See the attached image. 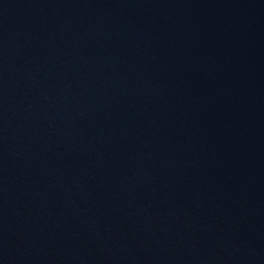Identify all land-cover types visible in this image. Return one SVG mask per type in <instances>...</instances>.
<instances>
[{
    "label": "water",
    "instance_id": "1",
    "mask_svg": "<svg viewBox=\"0 0 264 264\" xmlns=\"http://www.w3.org/2000/svg\"><path fill=\"white\" fill-rule=\"evenodd\" d=\"M0 264H264V0H0Z\"/></svg>",
    "mask_w": 264,
    "mask_h": 264
}]
</instances>
